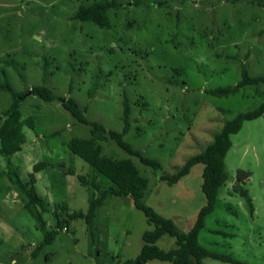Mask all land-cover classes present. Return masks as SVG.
Masks as SVG:
<instances>
[{
  "label": "rangeland",
  "instance_id": "rangeland-1",
  "mask_svg": "<svg viewBox=\"0 0 264 264\" xmlns=\"http://www.w3.org/2000/svg\"><path fill=\"white\" fill-rule=\"evenodd\" d=\"M101 1L0 0V84L23 95L22 119L33 121L32 128H23L22 150L11 157L0 154V264H116L136 258L143 234L154 229L131 196L111 194L92 222L64 223L73 212L88 213L91 192L77 176L93 170L68 148L72 139L91 138L92 128L64 109L63 100H76L88 121L117 133H123L128 100L130 128L123 138L162 169L143 165L112 140L98 142L102 155L132 160L148 181L143 203L183 232L206 204L204 166L195 165L174 185L160 175L178 173L227 121L264 102V85L229 97L207 93L236 87L242 65L250 76H264V0H114L119 7L108 12L110 28L75 18L81 6ZM42 85L54 101L33 95ZM13 102L11 93L0 90V113ZM231 141L228 179L199 244L245 264H264V117L245 122ZM41 162L46 168L33 177L46 212L27 208L28 198L13 182L30 184L33 167ZM239 170L251 175L245 189L253 213L233 190ZM98 182L96 198L114 188L103 175ZM57 219L63 222L59 230ZM56 230L53 242L44 244L46 233ZM157 246L171 250L176 239L166 235ZM201 264L230 263L205 258Z\"/></svg>",
  "mask_w": 264,
  "mask_h": 264
},
{
  "label": "trees",
  "instance_id": "trees-1",
  "mask_svg": "<svg viewBox=\"0 0 264 264\" xmlns=\"http://www.w3.org/2000/svg\"><path fill=\"white\" fill-rule=\"evenodd\" d=\"M118 7V3L114 0H103L90 6H81L75 14V18L82 21H91L102 28H110L108 12ZM241 74L242 80L236 87L218 88L209 90L207 93L217 97H229L246 86L264 85V76H250L245 65H242ZM0 90L11 93L14 98L10 109L4 113H0V154L5 157H11L22 150L23 145L26 143L23 128L25 126L32 128L33 121L31 119H22L20 103L23 95L16 94L8 83L0 84ZM32 92L33 95L46 102H52L56 99L54 93L45 85L34 87ZM62 107L69 111L78 122L92 128L91 138H76L70 140L68 143V148L71 153L83 159L93 170L92 174L88 177L83 175L77 176L79 183L89 188L91 192L90 207L87 214L83 212H73L70 214L64 222L65 224H68L73 219H84L87 223L92 222L97 207L102 205L109 194L115 197L131 196L134 206L143 212L148 222L154 226V229L146 231L143 234L144 245L136 258L119 261L116 264H148L154 260L170 262L171 264H201L205 258H212L230 264H245L234 259L231 255L219 254L203 248L199 244V234L205 227L206 218L214 211L219 191L228 179L225 158L232 147L231 136L237 134L245 122L264 117V102L256 109L240 113L232 120L227 121L206 150L188 160L178 173L172 176L160 175L162 181L167 182L169 185H174L188 176L195 165L202 164L204 166L202 191L206 199V204L200 210L194 225L187 232L181 231L173 220L162 217L151 207L143 203L148 181L140 175L138 168L132 160H113L102 155V149L98 145V142L112 140L120 148L129 153L130 156L137 157L143 165L151 167L154 171H161L162 169L159 161L144 157L141 152L134 150L123 138L124 134L130 128L131 107L128 100L126 98L124 100L123 121L125 126L123 133L107 131L100 123L88 121L77 101L72 98L63 100ZM46 166L47 164L45 162L34 165L33 171L30 174V184H23L19 180L13 181L17 189L28 198L27 208L34 205L41 207L45 212L48 211V204L35 191L34 186L36 182L33 177L34 174L40 172ZM72 174L75 175L74 173ZM99 175L106 177L114 185V188L102 192L101 196L96 198L95 193L100 191V182H98ZM250 176L249 172L243 170L237 171L233 190L241 193L249 205L251 213H253L252 200L245 189L246 182L249 181ZM10 179L12 180V178ZM37 220L42 221V223L44 222L41 216H37ZM61 224L63 222L57 219L58 230ZM42 227L44 226L42 225ZM64 228L68 230L67 227ZM58 230L47 232L44 238V244H51ZM166 235L176 239V247L174 249L163 250L157 246V242Z\"/></svg>",
  "mask_w": 264,
  "mask_h": 264
},
{
  "label": "built area",
  "instance_id": "built-area-1",
  "mask_svg": "<svg viewBox=\"0 0 264 264\" xmlns=\"http://www.w3.org/2000/svg\"><path fill=\"white\" fill-rule=\"evenodd\" d=\"M64 230H66V228H64Z\"/></svg>",
  "mask_w": 264,
  "mask_h": 264
},
{
  "label": "crops",
  "instance_id": "crops-1",
  "mask_svg": "<svg viewBox=\"0 0 264 264\" xmlns=\"http://www.w3.org/2000/svg\"><path fill=\"white\" fill-rule=\"evenodd\" d=\"M172 249H174V248H172Z\"/></svg>",
  "mask_w": 264,
  "mask_h": 264
}]
</instances>
